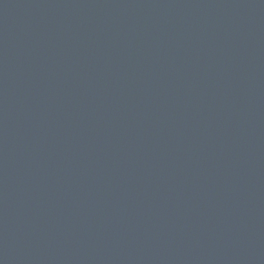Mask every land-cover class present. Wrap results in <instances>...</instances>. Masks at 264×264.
I'll list each match as a JSON object with an SVG mask.
<instances>
[{
    "label": "water",
    "instance_id": "95a60500",
    "mask_svg": "<svg viewBox=\"0 0 264 264\" xmlns=\"http://www.w3.org/2000/svg\"><path fill=\"white\" fill-rule=\"evenodd\" d=\"M0 264H264V0H0Z\"/></svg>",
    "mask_w": 264,
    "mask_h": 264
}]
</instances>
